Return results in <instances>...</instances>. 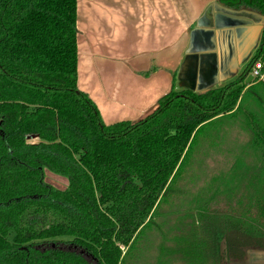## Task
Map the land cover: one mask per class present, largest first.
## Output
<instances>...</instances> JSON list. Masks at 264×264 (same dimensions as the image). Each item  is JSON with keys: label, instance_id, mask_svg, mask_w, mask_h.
<instances>
[{"label": "trees", "instance_id": "obj_1", "mask_svg": "<svg viewBox=\"0 0 264 264\" xmlns=\"http://www.w3.org/2000/svg\"><path fill=\"white\" fill-rule=\"evenodd\" d=\"M223 3L264 15V0ZM77 16L78 0H0V264H140L202 133L225 118L250 139L194 217L180 214L169 260L230 264L264 251V80L245 84L264 60V31L236 81L173 89L147 118L107 125L78 86Z\"/></svg>", "mask_w": 264, "mask_h": 264}, {"label": "crops", "instance_id": "obj_2", "mask_svg": "<svg viewBox=\"0 0 264 264\" xmlns=\"http://www.w3.org/2000/svg\"><path fill=\"white\" fill-rule=\"evenodd\" d=\"M223 2L78 0V86L107 125L147 118L173 89L203 93L242 76L264 15Z\"/></svg>", "mask_w": 264, "mask_h": 264}, {"label": "rangeland", "instance_id": "obj_3", "mask_svg": "<svg viewBox=\"0 0 264 264\" xmlns=\"http://www.w3.org/2000/svg\"><path fill=\"white\" fill-rule=\"evenodd\" d=\"M250 139L249 133L244 128L243 123L234 122L225 118L219 123L209 127L202 133L197 150L192 157L195 162L192 167H189V171L185 174L180 181L179 186L182 192L178 195H173L171 200L164 204L161 208L163 212L162 217H158V226H153L150 230V234L147 239L146 245L144 242L141 245V250L138 252L140 264H180L176 258L175 260H169V253L167 246H174L175 242L172 240V233H179L180 214L186 212V216L183 219L185 222L190 221L191 218L197 212L199 204H201V198H209L212 194V190L215 187L211 185L213 176L220 170L227 169L235 161V157L238 155L237 151L243 149ZM32 142L38 141L37 138L30 139ZM197 143V144H198ZM60 176L55 174H48V181L53 183H64V180H60ZM223 199L215 200L214 202L221 203ZM203 202V201H202ZM223 203V202H222ZM177 210V211H176ZM174 211V213L172 212ZM177 212V213H176ZM167 215H171L169 218ZM168 223L166 226L163 225ZM172 225V228H171ZM175 227V228H174ZM166 233V234H165ZM170 236L168 239L164 238ZM15 234L10 235V239L13 240ZM167 247V249L165 247ZM126 251V248H124ZM180 256V255H178ZM175 261V262H174ZM255 261V262H254ZM264 264L263 254L255 249H250L246 258L241 264ZM185 264V263H181ZM231 264H236L231 263Z\"/></svg>", "mask_w": 264, "mask_h": 264}, {"label": "built area", "instance_id": "obj_4", "mask_svg": "<svg viewBox=\"0 0 264 264\" xmlns=\"http://www.w3.org/2000/svg\"><path fill=\"white\" fill-rule=\"evenodd\" d=\"M250 73L254 75L255 79L264 80V60H257Z\"/></svg>", "mask_w": 264, "mask_h": 264}, {"label": "water", "instance_id": "obj_5", "mask_svg": "<svg viewBox=\"0 0 264 264\" xmlns=\"http://www.w3.org/2000/svg\"><path fill=\"white\" fill-rule=\"evenodd\" d=\"M222 5H224V4L222 3ZM225 8H226L227 10H232V8H229V7H227V6H225ZM244 9H246V10H251V9H247V8H242V10H244ZM251 11H253V10H251ZM263 17H264V16H263ZM254 79H255L254 75L251 74V73H249V74L247 75V78L245 79V83H246V84H250V83H252V82L254 81ZM206 92H207V91H206ZM203 93H205V92H203ZM32 138H35V137L33 136ZM258 251H260V252L263 254V257H264V251H262V250H258Z\"/></svg>", "mask_w": 264, "mask_h": 264}, {"label": "flooded vegetation", "instance_id": "obj_6", "mask_svg": "<svg viewBox=\"0 0 264 264\" xmlns=\"http://www.w3.org/2000/svg\"><path fill=\"white\" fill-rule=\"evenodd\" d=\"M234 262H235L236 264H241L243 261H241V260H237V259H232L231 262H230V264H231V263H234ZM254 262H255V261H254ZM253 264H254V263H253Z\"/></svg>", "mask_w": 264, "mask_h": 264}]
</instances>
